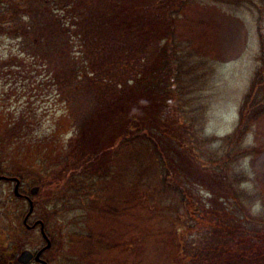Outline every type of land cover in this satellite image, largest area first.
<instances>
[{
    "label": "rangeland",
    "instance_id": "rangeland-1",
    "mask_svg": "<svg viewBox=\"0 0 264 264\" xmlns=\"http://www.w3.org/2000/svg\"><path fill=\"white\" fill-rule=\"evenodd\" d=\"M68 1L56 3L62 7ZM106 1L91 0V4L112 6L119 0ZM162 1L169 3L176 20L164 26L163 14L164 33L149 37L158 40L147 38L152 44L140 52L136 58L140 67L135 68L142 71L147 63L158 62L159 50L167 43L179 57L170 56L168 65L173 72L176 62L181 66L172 72L181 99L170 89V81L163 117L169 137L162 155L165 172L170 173L167 181L192 191L199 205L209 202L214 193L217 220L212 218L213 223L220 215L225 233L238 239L232 225L236 209L241 210L226 199V206H218V196L233 198V194L218 170L206 167L216 168L226 156L227 175L251 199L249 210L264 216V114L243 141L252 153H226L227 137L237 126L239 108L251 86L252 101L258 106L261 97L264 109V0ZM44 11L41 0H0V176L18 179L20 192L27 193L34 207L29 223L42 221L49 239L57 240L43 259L48 264H264V244L250 252L245 251L248 246L240 250L223 233L191 220L173 195L157 190L156 176L149 169L152 157L146 152L140 173L131 167L117 175L120 169H116L99 200L83 192L66 203L68 188L80 183L74 179L70 186L68 177L91 171L97 161L90 162V151L104 146L85 148L91 136L88 127L114 91L111 83L127 81L131 74L127 72H135L136 63L95 66V73L78 77L76 72H63V63L54 54L55 65L47 62L49 72L34 67L33 60L38 63L45 52L39 37L30 36L24 27L28 18L42 19ZM164 70L170 72L168 67ZM13 182L0 181V264H14L17 252H35L45 245L39 228L25 229L28 202L13 196ZM33 188L38 189L34 195ZM92 202L107 214L87 213ZM249 230L254 233L252 227ZM258 232V237L264 236V230ZM259 242L264 243V238Z\"/></svg>",
    "mask_w": 264,
    "mask_h": 264
},
{
    "label": "trees",
    "instance_id": "trees-1",
    "mask_svg": "<svg viewBox=\"0 0 264 264\" xmlns=\"http://www.w3.org/2000/svg\"><path fill=\"white\" fill-rule=\"evenodd\" d=\"M78 1L82 3L79 4ZM78 1L70 0L67 4L59 7L60 5L56 3V0H41L45 8L43 18L36 20L28 18L27 27H24V30H27L29 35L31 33L39 37L45 52V57L38 63L32 59L33 66L41 68L44 72H49L48 65L50 63L55 65L53 55L56 54L58 55V62L63 63L61 69L63 72H76L77 76L81 77L85 73L94 72L95 66L96 68L101 66L106 68L109 64L117 66L119 64L129 65L132 62L136 64L132 65L135 72H127L128 74L131 73L127 81L111 83L114 85V91L110 95L108 94L109 96L106 97L107 99L98 110L99 113L90 123L88 136H91L84 144L85 148H91L94 144L104 146L96 147L90 151L92 152L90 162L97 161L91 167V171L84 170L83 172L81 170L80 173L82 174H72L68 177L67 181L69 185L71 184L70 186L75 182L74 179L79 180L80 183L78 186L68 188L66 195L69 200L66 203H70L72 198L80 197L83 192L95 194L99 200L108 188V178L113 172L116 173V169H120L117 175L126 174L131 167L134 168V172L140 173L143 164L141 157L146 152L152 157V166L150 165L149 169L151 172L154 171L153 174L156 176L157 190L167 194L168 197L173 195L179 208L190 215L191 220L199 221L201 225L203 224L202 226L209 227L212 232L223 233L222 237L238 244L240 250H243L245 246H248L245 251L249 252L259 249L264 244L259 242L264 236L258 237L257 233L264 230V216H255L253 215L255 213L249 210L248 203L251 199L246 197V194L239 188L237 189L231 181V177L227 175L229 171L226 166L229 163L226 156L218 160L216 168L208 166L206 169L209 171L218 170L217 174L221 175V179L227 182L229 190L233 194V198H228V195H223L224 198L218 196V206L224 205L226 199L227 204L235 201V206L241 210L236 209V218L232 225L234 234H239L238 239H234L230 232L225 233L227 228L219 222L220 215H218V222L213 223L212 218L217 220L214 211L217 197L215 198L214 193L211 194L209 202L199 205L196 203L192 191L187 189L184 191L183 187L174 186L167 181L170 173L165 172V160L162 155H165L167 148L164 144L167 143L169 137L167 136V128L163 127L166 125L163 122V117L167 112L165 107L169 102L167 85L170 81L173 80L170 89L180 98L178 88L174 85V82L177 81L175 78L177 75L172 74L173 68H169L168 65L170 56L173 59L179 57L174 51L172 54L170 44L167 43V46H162L159 50L158 62L147 63V67L144 65L145 68L143 67L142 71L136 69L140 67L136 58L140 56L141 51H145L152 44L148 39L164 33L163 25L165 26L171 21L175 22L176 14L169 10V3L162 4V0H126L124 3L125 0H119L117 1L118 5L105 6L102 2L91 4V0ZM104 2L107 1L104 0ZM139 2L143 6H137ZM52 6L55 8L52 9ZM163 14H166L168 21L165 20L162 25ZM258 25H260L259 21ZM167 32L169 33V31ZM154 40H158V38L152 39V41ZM142 44L144 45L142 46ZM47 62L50 63L47 64ZM166 67L170 72L164 70ZM180 68L181 66L176 62L173 73L178 72ZM252 82L254 83V81ZM183 89L185 88L183 87L181 91ZM251 90L252 86L249 93L244 96L239 108L237 126L233 133L227 137V154L235 153L237 156H248L252 153L250 148L243 146V141L254 124L264 114V109L261 107L263 105L261 97H258L260 100L257 102L258 106L255 101H252L253 92ZM180 110L184 111L183 109ZM186 115L184 112V116ZM92 134L99 136L94 138ZM106 149L108 151L103 154ZM102 157L105 158L104 164H99ZM120 162L121 165L119 166ZM113 179L116 187H119L118 177ZM181 193L186 196L183 197ZM93 204L94 202L87 207V213L92 212L91 215L101 212L107 214L106 211H99L100 208L93 207ZM70 205L68 204L67 207L69 208ZM96 205L101 206L100 202ZM218 212L222 214L221 211L218 210ZM250 227L253 228L254 235L249 230ZM245 228L247 232L243 233ZM86 241L90 242L89 240ZM51 245V248L57 246L55 238L51 239ZM236 256L239 257V253H236ZM262 260L264 261V258ZM249 261L247 260V262ZM208 264H211L210 261Z\"/></svg>",
    "mask_w": 264,
    "mask_h": 264
},
{
    "label": "water",
    "instance_id": "water-1",
    "mask_svg": "<svg viewBox=\"0 0 264 264\" xmlns=\"http://www.w3.org/2000/svg\"><path fill=\"white\" fill-rule=\"evenodd\" d=\"M1 179H5V180H9V181H15L16 185H15V187H14V193H15L16 196H19V194H18V186H19L18 179H16V178H9V179H8V178H2V177L0 176V180H1ZM37 191H38L37 188H33V189L31 190V194L34 195V194L37 193ZM32 210H33V204H32V202H30V210H29V213L27 214V216L25 217V221H24V222H26V220L28 219V217H29V215L31 214ZM38 223L41 224V233H42L43 237L46 239V242H47V246H46V248H49V247H50V241H49V239H47V237H46V234H45V231H44V226H43V224H42L41 222H38ZM39 255H40V253H38V254L35 256V261H39ZM32 258H33V255H32L30 252H28V251H24V252L20 255V257L18 258V261L21 262V263H27V262H29Z\"/></svg>",
    "mask_w": 264,
    "mask_h": 264
},
{
    "label": "flooded vegetation",
    "instance_id": "flooded-vegetation-1",
    "mask_svg": "<svg viewBox=\"0 0 264 264\" xmlns=\"http://www.w3.org/2000/svg\"><path fill=\"white\" fill-rule=\"evenodd\" d=\"M20 191V190H19ZM21 194H23L24 196L21 198V200L23 201H25V202H27V193H23V192H20ZM29 226V225H28ZM27 225H26V230L27 231H31V230H35L37 227H28ZM32 228V229H31ZM44 247V246H43ZM42 247V248H43ZM42 248H40L38 251H35V252H33V253H38V252H41V254H40V257H39V260L41 259L42 261H44V259H43V254L46 252V251H41L42 250ZM23 251H19V252H17V254L13 257L14 258V261H13V263L14 264H20V263H18L19 261L17 260L18 259V257H19V255L22 253ZM41 260L40 261H35V257H33V259L28 263V264H31V263H35V264H41L42 262H41ZM38 262H40V263H38Z\"/></svg>",
    "mask_w": 264,
    "mask_h": 264
}]
</instances>
